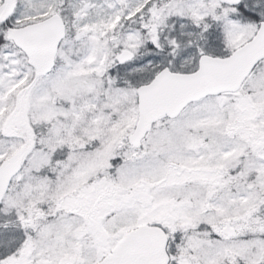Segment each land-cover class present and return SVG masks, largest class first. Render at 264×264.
Here are the masks:
<instances>
[{"label":"snow or ice","instance_id":"obj_1","mask_svg":"<svg viewBox=\"0 0 264 264\" xmlns=\"http://www.w3.org/2000/svg\"><path fill=\"white\" fill-rule=\"evenodd\" d=\"M0 264H264V0H0Z\"/></svg>","mask_w":264,"mask_h":264}]
</instances>
